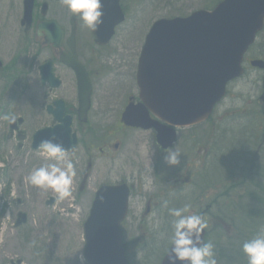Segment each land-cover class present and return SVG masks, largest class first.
I'll return each mask as SVG.
<instances>
[{
  "label": "rangeland",
  "instance_id": "374dc122",
  "mask_svg": "<svg viewBox=\"0 0 264 264\" xmlns=\"http://www.w3.org/2000/svg\"><path fill=\"white\" fill-rule=\"evenodd\" d=\"M216 1L135 0L131 3L129 0L134 10L120 29L119 37L122 33L128 36L134 49L140 53L145 36L157 18L186 16L194 10L212 6ZM259 75V70L253 74L250 72L240 82L233 84L229 97L210 122L203 123L197 129L198 138L203 143L207 141L209 146L216 147V154L222 155L224 149L231 150L236 133L242 132L247 122L250 123L247 119L240 123L234 122L227 114L228 111H243L245 101L253 95ZM104 108L108 110L109 105ZM9 112L24 115L18 100V89H0V264H12L20 259L23 260L22 264H88L84 257L83 225L89 215L95 190L103 183H116L122 178L133 183L141 175L139 167L151 168L150 147L154 145L153 138L150 133H131L129 157L124 162L118 158L99 160L86 187L82 188L80 173L84 168L83 157L79 162H74L69 155L55 158L44 148L35 151L31 147L35 127L47 124L51 118L34 112L26 124L30 136L22 142L23 147L19 148L18 141L15 138L9 139L7 135ZM106 119L108 122L90 121L89 129H94L95 132H102L104 127L113 129L116 124L114 112ZM221 127L224 132H216ZM89 129L84 131L85 134ZM143 138H147V144L141 148L135 147V140L138 142ZM244 141L242 139L240 143ZM76 152L82 153V146ZM132 155H137L138 159L134 161ZM169 161L167 168L172 174L188 162V157L172 154ZM170 177L174 180L176 176ZM201 181L202 179L200 183ZM39 183L43 185L34 186ZM153 183V178L149 176L146 184H137L136 192L131 198L125 239L133 264H157L173 241L177 227L190 220V215L198 204V201L193 204L185 202L182 206V202L165 203L158 212L142 218L146 201L155 190ZM193 191V187L184 190L181 193L183 199L192 198ZM181 195H176L173 202L182 200ZM51 196L56 198L54 206L47 205ZM20 211L28 214V221L17 228L15 223ZM211 221L209 219V231L213 232L216 228ZM224 229L230 238H239L235 228ZM263 244L264 236L248 247L244 253L245 264H254L257 259L264 263Z\"/></svg>",
  "mask_w": 264,
  "mask_h": 264
},
{
  "label": "flooded vegetation",
  "instance_id": "af4514ba",
  "mask_svg": "<svg viewBox=\"0 0 264 264\" xmlns=\"http://www.w3.org/2000/svg\"><path fill=\"white\" fill-rule=\"evenodd\" d=\"M80 1L77 13L74 0H0V89H18V100L24 113L21 115L23 121L20 124L23 129L10 134L12 137L28 139L30 135L26 124L34 112L51 119L47 124L35 127L32 137L37 129L56 124L53 112L61 103V117L72 118L73 128L78 134L80 147L82 146V153L72 150L69 154L78 162L83 157L86 163L85 165L84 161L82 162L86 169H82L80 173L84 188L99 160L118 158L124 162L125 158L129 157L131 133H150L154 144L150 147L151 171L148 167H139L141 175L136 178V183L130 184L133 196L137 184L142 186L147 183L149 176L153 178L155 190L146 201L142 215L144 218L158 212L159 208L162 209L172 195L179 194L194 181V184L199 183L203 149L206 159L208 151L212 152L213 149L203 145L196 135L200 125L176 128L177 139L173 147L164 149L157 143L155 130H144L124 123L123 113L126 107L141 102L137 83L140 55L134 49L133 42L128 40V36L122 33L120 40V25L114 29L108 41L99 43L91 26L96 0ZM132 1L130 0L131 3ZM121 3L130 17L134 7L129 0H121ZM109 14L113 18L111 13ZM94 15L100 31L107 33V15L100 13L97 19L96 12ZM255 46L258 47L256 52L252 51V48L245 55L246 69L249 66L255 68L251 65L254 59H264V54L259 51L264 48V37H260V34ZM74 66L87 73L92 85L91 109L88 111L86 123L80 119V84ZM257 78L259 79V76ZM263 94L264 90L259 86L255 90L254 101H245L248 107L244 110L245 116L258 121L264 118ZM105 105H109L108 110H105ZM111 112H114L116 122L113 129L104 127L102 132L89 129L90 121L108 122L106 118ZM151 117L157 118L152 113ZM87 129L89 130L85 134ZM248 135L253 136L256 141L259 139L257 150L252 157V161L254 158L257 161L264 149V145L260 146L261 143L264 144V132L251 131ZM146 144L147 138L138 142L135 140L137 148ZM172 153L180 157L187 155L188 166L185 163L170 174L167 166ZM132 159L135 161L138 156L132 155ZM262 165L263 163L255 162L254 169H260ZM229 166L232 169H246L252 165L232 162ZM171 175L176 176L172 183ZM207 218L205 215V222Z\"/></svg>",
  "mask_w": 264,
  "mask_h": 264
},
{
  "label": "water",
  "instance_id": "95a60500",
  "mask_svg": "<svg viewBox=\"0 0 264 264\" xmlns=\"http://www.w3.org/2000/svg\"><path fill=\"white\" fill-rule=\"evenodd\" d=\"M113 2L118 6L115 11L118 20L111 25L110 31L123 20L119 0ZM78 3L79 0H75L77 7ZM103 4L101 0L100 6ZM263 25L264 0H223L211 11L198 10L187 17L157 21L140 59L139 83L144 102L172 124L187 126L208 119L225 95L227 83L243 73V56ZM93 28L96 31L94 24ZM98 30L95 34L101 37ZM253 63L264 67L263 61ZM78 76L80 114L84 116L90 107L91 83L83 72L78 71ZM58 120L61 123L57 126L35 134V148L44 145L60 156L66 149L76 146V134H71V119ZM124 120L145 129L155 127L159 143L164 147L173 143L174 131L151 120L143 104L129 106ZM11 122L14 129L15 119ZM128 201L126 184L102 185L98 190L84 227L85 257L89 264H128L121 228ZM26 221L27 215L21 213L17 225ZM204 236L205 230L200 223L183 225L161 264H191ZM20 263L18 260L16 264Z\"/></svg>",
  "mask_w": 264,
  "mask_h": 264
},
{
  "label": "trees",
  "instance_id": "16d2710c",
  "mask_svg": "<svg viewBox=\"0 0 264 264\" xmlns=\"http://www.w3.org/2000/svg\"><path fill=\"white\" fill-rule=\"evenodd\" d=\"M243 179L245 180V177ZM242 185L246 190L242 187L240 189H243L245 194L232 201L224 199L217 203L218 216L221 220H230L239 238L234 240L217 232L216 239L211 244V236L208 235L194 264H211L210 250L213 246H217V264H245L244 253L248 247L259 242L264 236V180L259 181L253 189L246 184ZM254 264L264 263L257 259Z\"/></svg>",
  "mask_w": 264,
  "mask_h": 264
}]
</instances>
